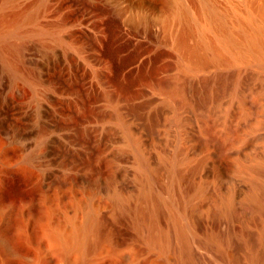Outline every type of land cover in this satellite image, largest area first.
I'll return each instance as SVG.
<instances>
[{"label":"rangeland","instance_id":"1","mask_svg":"<svg viewBox=\"0 0 264 264\" xmlns=\"http://www.w3.org/2000/svg\"><path fill=\"white\" fill-rule=\"evenodd\" d=\"M262 7L264 0H0V34L25 32L31 60H39L43 45L56 49L42 71L54 83L43 106L0 113V264H72L50 245L91 204L103 207L105 242L85 264H153L141 233L113 210L110 182L127 181L124 171L133 164L126 130L147 144L172 137L180 109L194 135L192 159L214 162L201 119L216 127L232 108L238 76L248 92L252 67L248 54L216 48L223 36L244 45L241 21ZM257 21L264 34V20ZM39 29H58L64 42L40 38ZM218 85L209 96L207 89ZM19 86L30 89L25 81ZM160 223L165 227L164 217Z\"/></svg>","mask_w":264,"mask_h":264},{"label":"bare ground","instance_id":"2","mask_svg":"<svg viewBox=\"0 0 264 264\" xmlns=\"http://www.w3.org/2000/svg\"><path fill=\"white\" fill-rule=\"evenodd\" d=\"M213 14L210 10L211 17ZM258 19L264 20V7L241 21L237 34L245 38V46L223 36L216 48L248 54L252 67L248 92H244L242 77L238 76L231 88L232 108L220 115L216 127L201 119L204 139L214 144V162L204 157L192 159L196 152L194 135L180 109L172 117V137L147 144L130 128L126 130L133 164L124 171L127 181L110 182L113 210L117 216L129 218L141 233L147 248L153 251V264H264V34ZM19 29L0 34V113L9 109L19 112L26 104L38 110L54 89L53 79L42 75V71L48 68L50 54L56 49L43 45L39 60L29 59L31 45ZM35 34L40 38L50 36L55 43L64 42L58 29H39ZM11 37L14 41H9ZM21 81L27 82L30 89L22 90ZM221 88L211 86L207 93L212 96ZM179 103L186 104L184 100ZM41 136L34 142L37 147L43 143ZM29 142L23 139L24 146ZM101 209L91 204L82 221L69 220L52 239L50 249L60 251L66 259L72 257V264L89 261L105 242L106 217ZM160 217L165 218V227Z\"/></svg>","mask_w":264,"mask_h":264}]
</instances>
